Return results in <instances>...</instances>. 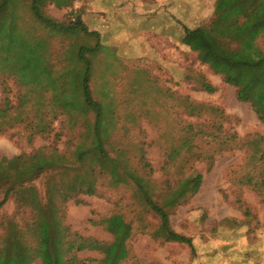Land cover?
Segmentation results:
<instances>
[{
	"label": "rangeland",
	"instance_id": "rangeland-1",
	"mask_svg": "<svg viewBox=\"0 0 264 264\" xmlns=\"http://www.w3.org/2000/svg\"><path fill=\"white\" fill-rule=\"evenodd\" d=\"M29 2L18 0L14 9L17 24L5 26L11 30L6 32V40L12 54L0 52V110L7 109L10 114L5 126L12 120L15 123L0 134V161L19 156L27 161V156L42 148L48 150V156L56 151L74 161L75 148L92 142L87 128L94 121V112L83 107L65 112L61 94L65 89L80 91L84 65L79 48L101 43L100 52L87 53L86 57L94 65L90 83L93 98L114 115L115 126L110 127L105 147L112 158L120 157V172L130 167L146 178L159 203L183 179L202 174L198 193L170 214V227L193 239L195 253L185 244L156 238L160 218L147 207L135 184L118 182L108 168L92 159L85 165L72 162L65 173L51 171L16 186L0 207V248L7 233L18 236L25 247H36L34 212L27 208V194L35 188L40 202L56 206L64 226L84 238L112 243L114 235L102 220L121 215L131 225L126 242L129 257L121 264H264V122L250 103L239 101L237 88L225 82L231 70L218 74L202 64L196 52L181 44L179 31L175 49L163 50L166 62H157L159 50L152 41L151 54L139 58L140 53L127 50L126 41L121 39L126 24L83 17L87 0L63 9L46 5L44 14L62 26L56 29L37 20ZM115 2L111 10L118 14L123 1ZM135 5L136 9L143 8ZM180 9L183 13L194 10ZM144 11L150 13L145 7ZM98 13L106 15L105 11ZM212 16H206L202 23L198 18L191 25L208 24ZM78 19L89 31L103 29L104 37L68 28ZM123 20H127L126 15ZM245 32L237 27L223 36L211 35L218 50L231 57L238 54L242 41L238 39ZM252 41L254 53L264 51V29ZM21 45L26 46L25 57ZM16 65H24L26 83ZM43 67L48 68V76L41 74ZM253 73L263 80L264 66ZM42 78L47 81L39 82ZM70 81L76 87H70ZM204 81L216 92L203 91ZM144 154L150 164L147 168L141 162ZM12 171L16 176L14 168ZM89 171L97 179L96 194L64 199L72 179ZM49 187L54 189L52 196ZM7 190L8 186L0 187V202ZM73 255L87 263L104 257L96 250L69 254ZM30 264L40 261L35 259Z\"/></svg>",
	"mask_w": 264,
	"mask_h": 264
},
{
	"label": "trees",
	"instance_id": "trees-1",
	"mask_svg": "<svg viewBox=\"0 0 264 264\" xmlns=\"http://www.w3.org/2000/svg\"><path fill=\"white\" fill-rule=\"evenodd\" d=\"M80 0H30L29 8L34 17L45 23L51 28H62L61 25L53 21L44 14V8L52 4L59 9L69 8ZM18 0H0V52L3 54L11 53V44L6 40L9 35L6 33L5 26L17 24L15 11ZM244 20V23L242 22ZM208 25V26H207ZM8 27V28H9ZM246 31L238 40H242L238 54L227 57L218 50V46L213 35L223 36L231 29ZM68 28L72 30L81 29L83 32L100 36L99 32L89 31L87 27L77 20ZM264 29V0H216L214 12L208 24L190 26L182 24V33L180 42L183 46L197 53L198 60L202 64L208 65L215 73H224L225 69L231 70L224 78L225 82L237 88L239 101L250 103L259 119L264 122V79L259 80L253 70L264 66V51L256 50L252 39L254 35ZM4 41H7L4 43ZM101 43L94 48L80 47L78 56L84 67L79 79L80 91L66 89L62 92L61 100L65 105V112L76 110L83 107L87 112H94V121L87 128L88 134L92 137V142L80 143L74 151V161H70L64 155H58L53 151L52 156H48V150L42 148L31 156L15 157L12 160L2 159L0 161V187L8 186L3 200L0 202L2 207L9 196L14 192L16 186L30 183L37 177L50 173L51 171L61 170V173L67 172L69 166L73 163L85 165L90 159L99 161L101 167L109 169L112 177L118 182L134 183L137 190L141 193L146 205L159 218L160 226L154 234L165 242H177L185 244L195 253L193 239L176 233L170 227L171 211L185 203L189 198L198 193L203 182V176L195 173L183 179L179 186L170 190L168 196L161 203L154 199V194L150 190L148 181L140 176L135 170L127 167L125 171L120 172V157L112 158L106 149V138L109 136L110 127L115 126L113 111L107 110L103 104L93 98L91 90V77L93 72V62L86 57L87 53L97 54L103 48ZM26 46L21 45L22 56L26 51ZM254 53V55H253ZM25 57V56H23ZM20 58L19 62L22 60ZM27 59V58H26ZM16 64V63H15ZM25 65V64H24ZM23 66H14L17 73L26 83L27 75ZM47 67H43L42 75L48 76ZM46 80V78H42ZM51 81L53 79L51 78ZM76 87L73 81H70V87ZM202 90L210 94L216 92V88L209 82L202 83ZM110 114V117H109ZM7 109L0 110V134L7 129H12L14 121H10L6 126V118H9ZM11 120V118H10ZM144 168L150 166L145 154L141 157ZM108 164H110L108 166ZM14 168L16 176H12L10 170ZM107 169V170H108ZM126 176V177H125ZM51 180L53 181L52 177ZM96 177L89 171L77 174L71 181L68 195L64 199L68 200L77 194H86L93 196L96 194ZM50 184V183H49ZM53 187H49V194L53 193ZM27 208L34 212L35 222L32 231L38 237L36 247H25L18 236L7 233L2 247L0 248V264H30L35 259L40 264H121L129 257V250L126 246L127 240L131 236V225L127 224L121 215H113L102 220L109 232L114 235L112 243L100 242L91 238H84L77 233H71L69 227L64 226L56 212V206H44L35 191L30 189L27 194ZM84 250H96L104 254V257L95 263L79 260L75 255L69 256L72 252H81Z\"/></svg>",
	"mask_w": 264,
	"mask_h": 264
},
{
	"label": "crops",
	"instance_id": "crops-1",
	"mask_svg": "<svg viewBox=\"0 0 264 264\" xmlns=\"http://www.w3.org/2000/svg\"><path fill=\"white\" fill-rule=\"evenodd\" d=\"M115 1L87 0L88 8L83 17L88 19L95 17L97 20L101 19L103 23L126 24L121 29V39L123 42L126 41L124 42L125 48L129 51L133 49L136 53H140L139 58H144L146 55L151 54L149 50L153 45L149 41H152L159 50L157 52L159 53L157 62L162 63L166 62L163 55L164 48L167 52L170 49H175L177 31L181 36L182 24L193 26L191 25L192 21L198 20V18L201 19L202 23V20L214 12L216 0H122L118 14L115 11L112 13L111 10L116 6ZM135 4H141L143 8L141 10L136 9ZM144 7L150 12L149 14L145 13ZM186 7H191L194 10L183 13L180 8ZM99 11H105L106 15L98 13ZM125 15L127 17L126 21L123 20ZM95 31L104 37L103 29H95ZM105 32H109L106 27Z\"/></svg>",
	"mask_w": 264,
	"mask_h": 264
}]
</instances>
